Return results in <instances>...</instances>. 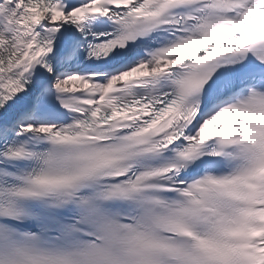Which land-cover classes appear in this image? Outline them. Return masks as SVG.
I'll return each instance as SVG.
<instances>
[{
    "label": "snow or ice",
    "instance_id": "6c2138e0",
    "mask_svg": "<svg viewBox=\"0 0 264 264\" xmlns=\"http://www.w3.org/2000/svg\"><path fill=\"white\" fill-rule=\"evenodd\" d=\"M0 264H264V0H0Z\"/></svg>",
    "mask_w": 264,
    "mask_h": 264
}]
</instances>
